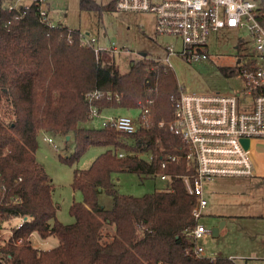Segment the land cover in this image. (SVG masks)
Returning <instances> with one entry per match:
<instances>
[{
    "label": "trees",
    "instance_id": "obj_1",
    "mask_svg": "<svg viewBox=\"0 0 264 264\" xmlns=\"http://www.w3.org/2000/svg\"><path fill=\"white\" fill-rule=\"evenodd\" d=\"M116 2L80 0V5L102 13L117 9ZM81 34L62 23L44 22L37 6L0 29V231H13L0 242V264H237L226 256L187 253L195 245L191 230L197 221L194 197L182 175L192 167L183 158L161 166L167 151L184 148L169 129L171 96L179 92L172 68L146 55L121 72L115 54L97 57L93 48L81 44ZM220 71L237 74L230 66ZM95 88L120 96L99 101L101 108L136 109L154 99L148 127L134 134L87 127L90 104L85 94ZM44 132L74 137L75 154L67 161L79 159L91 145L110 147L89 168L75 170L72 186L83 200L72 203L75 221L70 224L56 218L54 185L36 156L37 139ZM119 171L144 176L168 172L172 183L144 196L125 195L112 178ZM100 191L113 197L111 208L100 203ZM17 218L25 219L20 227L7 225ZM33 233L42 239L55 236L58 243L40 248L31 241Z\"/></svg>",
    "mask_w": 264,
    "mask_h": 264
},
{
    "label": "built area",
    "instance_id": "obj_2",
    "mask_svg": "<svg viewBox=\"0 0 264 264\" xmlns=\"http://www.w3.org/2000/svg\"><path fill=\"white\" fill-rule=\"evenodd\" d=\"M44 0H0V29L13 21L22 19L34 6L44 22L54 26ZM118 10L150 13L155 19L156 33L174 37L180 41V49L174 43H166L164 58H150L172 68L170 56L179 54L191 62L208 57L211 34L223 28L245 29L247 37L239 38V46L244 52L238 57L236 72L242 76L244 86L238 92H187L179 84V92L171 96L174 114L169 122L172 133L181 138L184 148L179 152L167 151L162 167L168 163L185 159L192 172L183 174L187 192L194 197L192 214L197 225L191 230L193 246L187 253L204 255V248L196 245V240L210 232L199 222L208 204L205 185L217 178L251 177L263 173L259 167L264 158V11L260 0H117ZM81 44L93 48L97 57L101 52L120 53L116 44L97 45L98 39L81 34ZM125 51L131 52L125 48ZM145 57V56H144ZM154 89V88H153ZM152 90V88H150ZM90 104L89 118L94 127H110L117 131L134 134L141 127H148L151 119V104L148 98L140 116L105 115L109 107H100L99 101L119 100L120 96L111 91L95 88L85 94ZM164 121L159 125L163 126ZM45 139L53 143L51 137ZM249 141L246 147L244 140ZM119 152V156H124ZM139 156L142 154L139 153ZM149 155V161L153 158ZM162 180L168 181V172H154ZM15 220V219H13ZM8 222L7 225L20 227L24 220ZM11 228L0 231V242L12 235ZM8 234L5 238L3 235ZM37 236L33 233L32 238ZM21 242V239L18 240ZM1 245V243H0ZM1 254V253H0Z\"/></svg>",
    "mask_w": 264,
    "mask_h": 264
},
{
    "label": "rangeland",
    "instance_id": "obj_3",
    "mask_svg": "<svg viewBox=\"0 0 264 264\" xmlns=\"http://www.w3.org/2000/svg\"><path fill=\"white\" fill-rule=\"evenodd\" d=\"M44 1L54 23H62L79 29L89 37H95L98 39L97 45L108 46L114 43L122 49L113 59L121 72L129 71L132 61L144 57L143 53L149 58H164L166 43H174L180 49L179 40L156 33L155 19L150 13L118 9L99 13L97 10L81 9L80 0ZM96 1L107 3L110 0ZM247 36L245 29L223 28L211 34L207 58L188 62L179 54H172L170 63L178 84L187 92L240 91L244 86L242 76L239 73L223 74L220 67L238 65V57L244 52L239 46V38ZM125 48L131 52L125 51ZM140 113V109L134 108L105 111V115L132 117H138ZM94 124L88 121L86 126L94 127ZM45 137H51L54 142H48ZM108 148L91 145L79 159L67 161L65 158L73 156L76 150L73 136L67 139L50 132L39 134L36 156L54 185L53 200L57 205L56 218L60 222L73 223L75 218L71 213V205L74 201L83 200L82 192L74 190L72 186L75 170L89 168ZM141 157L149 159L148 154H142ZM112 178L117 189L125 195L139 197L168 188V181L155 175L119 171L114 172ZM205 197L208 204L199 222L210 232L196 240V245L204 248V256H231L235 257L237 264H264V176L217 178L205 185ZM99 201L105 208L113 205V197L104 191L99 192ZM15 222L18 220L15 219ZM214 227H218L217 234L213 233ZM109 231L114 233L112 229ZM7 235L3 236L6 238ZM32 242L40 248L48 249L55 246L58 240L55 236L44 240L37 235L32 238Z\"/></svg>",
    "mask_w": 264,
    "mask_h": 264
},
{
    "label": "crops",
    "instance_id": "obj_4",
    "mask_svg": "<svg viewBox=\"0 0 264 264\" xmlns=\"http://www.w3.org/2000/svg\"><path fill=\"white\" fill-rule=\"evenodd\" d=\"M108 109H117V108H114V107H109ZM107 109V110H108ZM135 109V108H134ZM137 109V108H136ZM70 139V138H69ZM261 162H260V165H259V167L262 169V171H263V173L262 174H260L261 176H264V169H263V167H264V158L262 157L261 158V160H260ZM222 223H224V222H222ZM223 225V224H222ZM46 239H48V238H45L44 240H46ZM226 257H230V258H233V259H235V257H231V256H226ZM236 262V261H235Z\"/></svg>",
    "mask_w": 264,
    "mask_h": 264
},
{
    "label": "water",
    "instance_id": "obj_5",
    "mask_svg": "<svg viewBox=\"0 0 264 264\" xmlns=\"http://www.w3.org/2000/svg\"><path fill=\"white\" fill-rule=\"evenodd\" d=\"M144 56H146L147 54L146 53H143ZM70 138V135H67V139ZM244 144L246 145V147L249 145V141L246 139L244 140ZM213 233L214 234H217L218 233V227H214L213 228Z\"/></svg>",
    "mask_w": 264,
    "mask_h": 264
}]
</instances>
